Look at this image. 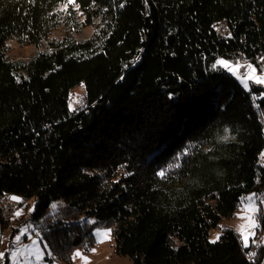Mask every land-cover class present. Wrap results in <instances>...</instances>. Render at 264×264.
<instances>
[{"label":"trees","instance_id":"1","mask_svg":"<svg viewBox=\"0 0 264 264\" xmlns=\"http://www.w3.org/2000/svg\"><path fill=\"white\" fill-rule=\"evenodd\" d=\"M61 25L93 31L50 39ZM10 40L47 48L13 61ZM240 55L264 57V0H0V199L33 200L65 264L96 229L133 264H262L264 243L246 249L231 229L209 241L248 194L264 201V87L213 67ZM255 219L259 237L264 207Z\"/></svg>","mask_w":264,"mask_h":264},{"label":"rangeland","instance_id":"2","mask_svg":"<svg viewBox=\"0 0 264 264\" xmlns=\"http://www.w3.org/2000/svg\"><path fill=\"white\" fill-rule=\"evenodd\" d=\"M62 9L64 10L66 9V7H63ZM92 31L93 30L91 27H83L79 30H74V29L69 30L65 26L61 25L56 30L52 31V33L50 34V39L59 40L65 37L74 38V39H85V38H88L92 34ZM46 48H47L46 44H42L38 47H35L33 45L24 46V45L18 44L15 41L10 40L7 42V57L13 61L26 62L32 56H34L37 52L44 51L46 50ZM241 60H240V57H238L235 63H230V62L228 63L231 64L233 67H236L237 64L240 65ZM242 62L245 64H248V60L246 61L242 60ZM251 64H252V67L255 69V74L257 76L264 75V69H263L264 68V57L262 59L257 60L256 63H251ZM227 72L231 74L229 70H227ZM237 75L240 76L238 73ZM234 77L236 78V76ZM240 78H241L240 80H238L237 78L236 79L238 80L240 85L246 90H249L251 84L256 85L255 83H253V81L249 80L247 81L249 86L248 88H245L244 84L241 82L242 80H244V77L240 76ZM259 86L264 87V85H259ZM79 95L85 96V94L83 95L81 93H76L74 92V90L71 91L70 101H69L70 107H74V108L77 107L75 104V99ZM226 136L228 137V139H231L229 135H226ZM260 164H264V150L262 154L260 155ZM13 196L17 197L19 202L13 201L12 199L11 201L13 203H16L17 205L16 212H20L21 214L19 216L13 215L10 223L0 224V253H3V256H4L3 259H0V264H35L34 258L27 256V254L18 255L17 257L11 256L12 251H15L17 249H23L25 245H30L31 241L33 239H36L35 234H34L36 230L34 228V225L31 223V219H30V215L33 211V204H34L33 200L25 204V203H20L21 202L20 197L16 195H12L11 197ZM249 198H251V205L255 207L256 209V212L253 214L254 217L258 213L260 207H264V201L259 200V198L255 195V193L248 194L244 199H242L237 211L230 219L224 220L216 229H212L209 231V241L210 242L215 240L217 235L221 237L224 229H231L239 235L240 240L243 244V240L240 236V233L238 232V229L241 225H244L246 223V221L242 219V217L246 215L243 209L249 206ZM61 204H62V200L53 201L49 206L48 214L54 213L59 207V205ZM85 221L92 222L93 220L92 219L88 220L82 216L78 219L77 222L84 223ZM27 225H31L32 230L25 231L24 235L21 236L20 241L17 242L15 240V237L17 235H20V229ZM256 228L248 230V231H251V233H253L252 235H249V241H248L249 247L248 248H250L251 245H257L259 243H264V235L257 237ZM109 230L110 229H96L94 233L97 231L104 232V231H109ZM94 239L96 242L95 235H94ZM219 240H216V242H218ZM38 245L41 251L44 253V259L41 262V264H65V263H62V262H59L53 259L54 257L53 255L52 256L47 255V253L50 251L48 250V248L46 249L44 248L45 244L42 242L41 236H40V241H38ZM76 251H80L82 253V255L86 259L87 264H133V261L131 258L117 256L114 253V241H113L111 230H110V237L103 240L100 243L96 242V246L93 249H91L89 252H83L80 249H76L75 252ZM69 264H85V262L82 261L79 257H76V258H72V262ZM262 264H264V260Z\"/></svg>","mask_w":264,"mask_h":264},{"label":"snow or ice","instance_id":"3","mask_svg":"<svg viewBox=\"0 0 264 264\" xmlns=\"http://www.w3.org/2000/svg\"><path fill=\"white\" fill-rule=\"evenodd\" d=\"M69 3H72L73 0H68ZM216 65H220L221 67L229 70L231 72V74L233 76H236V78L238 80H240V76L237 75V69L239 68V64L236 65V67H233L231 64H229L227 61L225 60H218L216 61V64L213 65V67L215 68ZM248 71L244 74V80H242L241 82L244 84L245 88H248V83L247 81H253V83H255L256 85H264V75H260L257 76L255 74V69L252 67V65H248ZM225 140L228 139L227 136L224 137ZM173 167H178V165H173ZM157 175H159L162 178H166L165 175V171H160L157 173ZM11 199L13 201L19 202L18 198L13 196L11 197ZM31 211V210H29ZM243 211L246 213V215L244 217H242V219H244L246 221V223L244 225H241L238 229V232L240 233V236L243 240V247L244 248H248L249 247V235H252L253 233H251V229H255L257 227V223H256V219L254 217V213L256 212L255 207H253L251 205V198H249V206L244 208ZM21 213L20 212H16L14 215L15 216H19ZM32 227L31 225H27L23 228L20 229V235H17L15 237V240L18 242L21 239V236L24 235L25 231H31ZM35 237L36 239H33L31 241L30 245H25V247L23 249H17L15 251L11 252V256L12 257H17L18 255H24L27 254V256L29 257H33L35 260V264H41V262L44 259V253L41 251L39 245H38V241H40V232L36 231L35 233ZM95 238H96V242L100 243L103 240L107 239L110 237V230L109 231H104V232H95L94 233ZM220 236L217 235L216 239L211 241L212 243H215L216 240H219ZM48 246L47 244L44 245V248L46 249ZM48 256H52L53 254L51 252L47 253ZM79 257L82 261L85 262V264H87L85 257L82 255V253L80 251H76L75 253H73V258ZM3 253H0V259H3ZM54 259V257H53Z\"/></svg>","mask_w":264,"mask_h":264},{"label":"built area","instance_id":"4","mask_svg":"<svg viewBox=\"0 0 264 264\" xmlns=\"http://www.w3.org/2000/svg\"><path fill=\"white\" fill-rule=\"evenodd\" d=\"M218 32L221 34V39H227L230 37L231 32L230 31H222L221 29H218ZM247 59H244V61H246ZM246 67L245 63H240V67L237 71V73L240 72V70ZM86 111V103H81L80 105H78V107L75 108L74 113L75 114H79L81 112H85ZM9 207H16L17 205L16 203H13L11 201V195H4L1 197L0 199V224L1 223H10L12 216L9 214Z\"/></svg>","mask_w":264,"mask_h":264},{"label":"bare ground","instance_id":"5","mask_svg":"<svg viewBox=\"0 0 264 264\" xmlns=\"http://www.w3.org/2000/svg\"><path fill=\"white\" fill-rule=\"evenodd\" d=\"M218 29H221L222 31H230L229 27L227 26L226 23L224 22H218L216 24L213 25V30L214 32L216 33V35L218 37L221 38V34L218 32ZM240 57V60H244V59H247L245 57H243L242 55L239 56ZM241 60L240 63H243ZM248 60V64L252 65L251 63H253L252 60L250 59H247ZM248 64H246V67H243L240 72L238 73L241 77H244V74L248 71ZM264 69V68H263ZM74 92L76 93H81V94H85V96H81L79 95L76 99H75V104L76 106L78 107V105H80L81 103H86V108H87V100H86V90H85V86L82 84L76 88L73 89ZM69 101H70V97H69ZM69 106H70V102H69ZM70 110L71 112L74 113L75 111V108L74 107H70ZM20 203H23V201L21 200ZM17 208L16 207H9V214L13 217L14 213L16 212Z\"/></svg>","mask_w":264,"mask_h":264}]
</instances>
